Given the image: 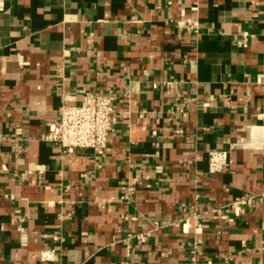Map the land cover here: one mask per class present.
Segmentation results:
<instances>
[{"label":"crops","instance_id":"0c3cea01","mask_svg":"<svg viewBox=\"0 0 264 264\" xmlns=\"http://www.w3.org/2000/svg\"><path fill=\"white\" fill-rule=\"evenodd\" d=\"M86 93L114 97L107 147L61 157L45 123ZM192 243L264 264V0H3L0 264H189Z\"/></svg>","mask_w":264,"mask_h":264},{"label":"built area","instance_id":"2783aa9c","mask_svg":"<svg viewBox=\"0 0 264 264\" xmlns=\"http://www.w3.org/2000/svg\"><path fill=\"white\" fill-rule=\"evenodd\" d=\"M3 0H0V10ZM178 25L180 22L177 23ZM195 22H188L187 28L193 30ZM177 84L174 79L162 82V85ZM156 84L153 87L156 88ZM114 97L109 94L86 93L78 105L61 103L56 110V118L46 121L44 139L52 143L61 157L75 149H88L96 155H102L107 147L108 139L113 131L112 116ZM227 151L212 150L208 152V168L211 173L220 172L227 165ZM263 195V194H262ZM255 199L253 195L240 196L226 205L238 207ZM224 208V207H221ZM214 211H219L215 209ZM147 233L138 236L144 240ZM55 250L46 249L41 252V261H52ZM200 249L192 243L189 251V264L200 262Z\"/></svg>","mask_w":264,"mask_h":264}]
</instances>
